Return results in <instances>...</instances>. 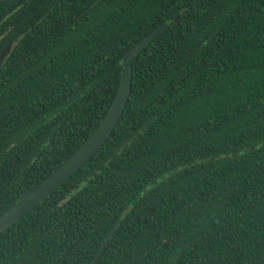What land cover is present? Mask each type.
<instances>
[{"label": "trees", "instance_id": "1", "mask_svg": "<svg viewBox=\"0 0 264 264\" xmlns=\"http://www.w3.org/2000/svg\"><path fill=\"white\" fill-rule=\"evenodd\" d=\"M163 22L110 136L0 232V264H264V0H0V214L89 137Z\"/></svg>", "mask_w": 264, "mask_h": 264}, {"label": "water", "instance_id": "2", "mask_svg": "<svg viewBox=\"0 0 264 264\" xmlns=\"http://www.w3.org/2000/svg\"><path fill=\"white\" fill-rule=\"evenodd\" d=\"M176 15L177 14L171 16L170 21H173ZM165 27L166 24L163 22L122 56L118 84L111 103L101 121L89 137L55 171L38 185L18 196L16 202L9 209L0 214V232L13 221L21 218L33 209L42 200L48 198L52 192L78 171L102 146L119 120L128 98L131 71L127 66V62L158 36ZM11 45L12 44H7L0 50V67L3 60L8 55ZM98 255L99 253L96 258ZM96 258L92 261V264L95 263Z\"/></svg>", "mask_w": 264, "mask_h": 264}]
</instances>
